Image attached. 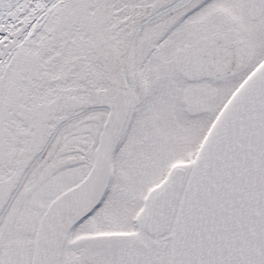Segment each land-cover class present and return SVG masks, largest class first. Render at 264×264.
Masks as SVG:
<instances>
[{"label": "snow or ice", "instance_id": "1", "mask_svg": "<svg viewBox=\"0 0 264 264\" xmlns=\"http://www.w3.org/2000/svg\"><path fill=\"white\" fill-rule=\"evenodd\" d=\"M0 264H264V0H0Z\"/></svg>", "mask_w": 264, "mask_h": 264}]
</instances>
